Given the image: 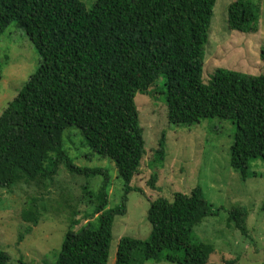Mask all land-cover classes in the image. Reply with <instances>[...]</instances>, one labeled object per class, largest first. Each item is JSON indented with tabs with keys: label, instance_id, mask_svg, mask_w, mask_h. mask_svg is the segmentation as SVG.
<instances>
[{
	"label": "trees",
	"instance_id": "16d2710c",
	"mask_svg": "<svg viewBox=\"0 0 264 264\" xmlns=\"http://www.w3.org/2000/svg\"><path fill=\"white\" fill-rule=\"evenodd\" d=\"M215 1L93 0L86 8L82 0H0V36L16 22L38 57L34 72L0 113V189L22 184L45 190L59 166L75 176L102 177L96 194L83 189L94 206L88 217L98 223L87 221L72 230L78 223L72 211L53 264H107L113 217L125 212L124 198L106 210L107 170L76 165L63 149L64 131H79L91 152L86 158L95 154L114 164L126 195L145 155L134 97L159 77L172 124L230 120L235 127L230 167L246 180L249 161L264 163V73L216 68L208 82L202 81ZM257 9L250 1L234 0L227 6L228 28L245 34L255 30ZM163 146L162 137L154 151L160 164ZM156 181L151 175L148 186L155 189ZM210 212L198 186L189 195L174 193L172 201H151L147 240L121 238L114 264L149 259L209 264L213 246L195 240L192 230ZM40 216L35 202L21 213L33 226ZM246 218L239 207L228 214V222L248 237ZM25 229L31 232L30 226ZM0 264H10L2 249Z\"/></svg>",
	"mask_w": 264,
	"mask_h": 264
},
{
	"label": "rangeland",
	"instance_id": "374dc122",
	"mask_svg": "<svg viewBox=\"0 0 264 264\" xmlns=\"http://www.w3.org/2000/svg\"><path fill=\"white\" fill-rule=\"evenodd\" d=\"M93 0H82L89 7ZM234 0H216L210 19L208 41L202 69V81L208 82L216 68L240 74L264 73V0H247L258 6L255 30L241 33L227 26V6ZM38 57L16 22L0 36V113L16 95L36 67ZM159 77L147 92H137L134 103L142 129L145 155L137 174L124 194V183L114 164L91 153L79 131L70 127L63 133V149L81 167L106 169L109 176L106 210L120 206L124 214L113 217L107 264H114L121 238L147 240L151 226L147 221L149 203L157 198L172 201L174 193L189 195L200 187L210 206V214L194 226L195 240L213 246L209 264H264V163L249 161L246 180L229 164L230 146L235 127L230 120L202 119L192 125L172 124V113L166 108L165 88ZM76 131L77 135H72ZM71 134L72 136L66 135ZM164 139L162 164L154 160L159 140ZM151 175L157 176L155 189L148 186ZM102 177L84 178L68 173L59 166L47 189L34 185H17L10 191L0 189V249L10 257V264H53L54 257L71 221L72 211L78 230L89 219L93 204L83 189L96 194ZM33 200V201H32ZM37 205L42 216L36 226L24 222L21 213L26 205ZM239 207L247 215L248 237L228 222L229 212ZM31 227L26 233L25 228ZM22 234L23 239L18 240ZM142 264H176L144 260Z\"/></svg>",
	"mask_w": 264,
	"mask_h": 264
}]
</instances>
